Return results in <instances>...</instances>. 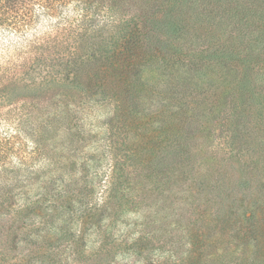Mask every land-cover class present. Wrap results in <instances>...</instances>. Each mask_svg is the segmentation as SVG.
<instances>
[{"label":"trees","instance_id":"1","mask_svg":"<svg viewBox=\"0 0 264 264\" xmlns=\"http://www.w3.org/2000/svg\"><path fill=\"white\" fill-rule=\"evenodd\" d=\"M117 1L0 0V57L18 50L28 57L8 81L30 78L33 62L27 60L34 65L54 60L53 43L63 33L67 40H91L88 28L111 23ZM161 5L142 9L131 29L139 33L121 38L122 52L115 60L95 50L72 54L68 62L77 86L90 91L91 100L120 103L115 116L104 120L107 169L98 160L94 172L83 163L81 172L73 173L74 159L87 145L69 142L66 132L43 136L36 128H23L22 106L0 83V214L15 213L16 201L25 205L15 213L30 221L21 241L34 248L24 264H59L66 254L84 264H137L145 254L152 255L151 264H202L208 257L228 208L212 211L205 191L214 190L222 203L227 196L223 175L210 182L199 176L220 171V164L213 158L198 163L195 154H204V142L196 143L210 137L212 128L207 129L214 120L224 122L230 149L239 154L233 160L248 173L251 164L243 152L255 141L247 126L256 105L264 110V0H163ZM208 27L215 31L206 37L201 30ZM153 50L163 54L165 82L153 76L155 61L142 57ZM215 63L225 69L223 79L206 88L209 73H217ZM80 100L65 104L69 115L79 112ZM178 102L195 106L183 110L184 116ZM226 105L219 117L213 115ZM55 121H45L44 129ZM62 121L69 124V116L64 114ZM87 134L79 132L82 138ZM14 159L23 171L8 169ZM188 169L195 174L190 176ZM28 198H33L29 206ZM233 207L227 216L234 217ZM238 222L243 225L239 241L255 250L246 264H264V205L255 203ZM9 260L0 253V264Z\"/></svg>","mask_w":264,"mask_h":264},{"label":"rangeland","instance_id":"2","mask_svg":"<svg viewBox=\"0 0 264 264\" xmlns=\"http://www.w3.org/2000/svg\"><path fill=\"white\" fill-rule=\"evenodd\" d=\"M162 2L163 0H118L116 12L112 14L115 19L112 20L111 23H100L88 28L92 30L88 31L91 40L85 39L84 41H80V38L76 36L72 37L71 40H67L69 35L63 33L57 38L56 42L53 43V45L56 46V58H54V60H38V63L35 65L34 60H27L30 64L33 62V70L30 72V78L27 79H18L16 82L8 81L13 75H18L15 73V69L17 65H21L26 58H28L27 55L23 58L20 50L11 52L9 55H6L4 52L1 54L0 78L4 76L6 79H4V81L1 80L0 83L3 82L2 87H5L6 92L13 96L15 101L19 102V105L22 106L19 120L22 121L23 128H27L28 131H31V128H36L43 136L66 132L69 142L72 140H79L87 145V150L82 152L80 157L75 156L76 168H74L73 173L75 171H77V173L81 172V165L83 163L89 166L88 168L91 173L94 172V165L98 160L104 164V169H107L105 164H107L108 161L102 156L106 145V141L103 137H105L107 128V126L104 125V120L115 116V112L118 110L120 103L113 101H93L88 97L90 96V91L77 86V80L72 77L68 69V62L73 58L72 54H88V52L99 50L100 53L108 57V60H115L118 53L122 52L121 38L125 39L129 33H139V30L135 31L134 29V31H131V29L136 25L142 9L150 10L153 7L160 8L162 7ZM213 31H215V28L208 27L205 30H201V34L206 36V34H210ZM9 37L12 36L10 35ZM234 44L235 42L229 45L233 46ZM154 52L155 53L152 52L149 54V56L142 54V57L150 63L152 60L155 61L152 62V64H155L153 76L159 83L165 82V70L161 68L164 64V60H162L163 54L157 50ZM81 61L86 62L90 60ZM42 63L52 65L44 66ZM142 64L145 65L147 63L142 61ZM212 66L213 69L217 70V73H209L208 79L203 83L206 84V88H210L209 84L211 83H219V80H222L224 76V68H221L218 63L212 64ZM158 70L161 72L160 75H157ZM24 71L25 70H23V72ZM28 71L29 70H26V73H28ZM148 72V69H146L143 74L149 76ZM256 85L262 88L263 83L258 82ZM57 90L63 92H57ZM150 92L145 94L148 95ZM58 93H63L65 97H58ZM79 98L81 99V103L77 102L79 112L74 115L72 114L74 112H71L72 115H69L67 113L70 110L69 105L72 101ZM85 102H87V104L81 106V104ZM178 103L179 108L177 109H179L183 115V110H192L195 106L192 104L185 106L182 102ZM65 104L69 105L65 107ZM227 107H230V105H226L220 109L217 108L213 115L219 117V114L226 111ZM199 110L201 113L203 112V114L206 113L207 115L208 113L207 110L202 107ZM196 113L198 114V111ZM64 114L69 116V124L62 121ZM225 114L227 115V113ZM251 115L253 116L252 121L248 124L247 128L249 127L248 130L254 133H251V142H255L254 145L251 143L248 149L243 152L245 159L249 160L251 164L248 173L243 174L240 164H235V160H233L235 156L239 154L238 152L233 153L230 149L232 141L227 134L229 127L224 122L219 123L220 120H214L207 129L208 131L212 128L208 131L210 137L200 138V141L196 143L199 144L200 142H204L203 146H201L202 149H204V154H200V156L195 154L196 159H194L198 163L201 162V159L204 160L207 158V160H211L213 158V160L216 159L217 164H220V171L216 169L206 170L202 174H199V176H202V179L208 182L214 180V178L220 174L223 175L225 179L224 190L227 196L226 203H222L215 197L214 190L211 191V194L205 191L211 198V205L214 208L212 211L221 207L229 209L232 205L235 206L233 208L236 213H234V219V217L227 216L228 209H226L225 224L220 226L218 235L214 236L216 240H213L212 246L208 247V257L203 259L202 264H221V262L223 264H246L245 260L249 259L255 252L251 245H245L239 241V238L243 235L239 237L238 233L240 232L239 228L243 226L239 225L238 221L243 218V215L253 209L255 203L260 204V206L264 205V110L256 105ZM221 118L222 116H220L219 119ZM204 119L206 120V117H204ZM48 120L56 121L53 122L49 128L44 129L45 121ZM43 130L44 132L42 133ZM81 130H86L90 135L87 134L82 138V136H79ZM77 136L78 138H76ZM194 144L195 142H193V145ZM241 161L243 165V160ZM8 169L23 171L18 160L15 159L13 160V165L8 167ZM187 172L190 176L195 174L191 169H188ZM22 174L23 172L19 173V175ZM42 176H47V173H45V175L39 174L38 180H41ZM244 182L250 183L245 185ZM80 187L81 183L76 187V190ZM51 194H56V192L52 191ZM28 200L27 206L33 203V198L31 201L29 198ZM24 209L25 205H21L17 201L13 204L15 213ZM15 213L10 212L7 216H2L3 214H0V253L5 252L8 257H10L8 264H24L25 259L31 254V250L34 248L32 245L26 246V244L21 241L23 236L27 234V228H30V221L21 216L16 218ZM228 222H234V227L228 225ZM33 237H35L34 241L36 243H41V238H39L38 235ZM38 246H40V244ZM63 256L59 264H84L77 262L75 256L67 254ZM151 256L152 255H143L137 264H142L144 260L146 261L145 264H151L149 261ZM137 258L138 257L133 258V261L136 262Z\"/></svg>","mask_w":264,"mask_h":264}]
</instances>
